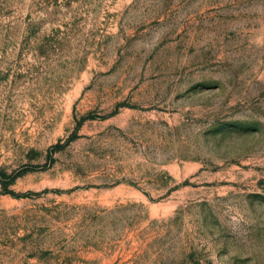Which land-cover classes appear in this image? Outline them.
<instances>
[{"label":"rangeland","instance_id":"obj_1","mask_svg":"<svg viewBox=\"0 0 264 264\" xmlns=\"http://www.w3.org/2000/svg\"><path fill=\"white\" fill-rule=\"evenodd\" d=\"M0 264H264V0H0Z\"/></svg>","mask_w":264,"mask_h":264}]
</instances>
